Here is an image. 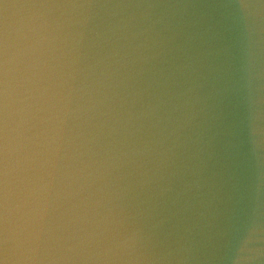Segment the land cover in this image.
Masks as SVG:
<instances>
[{
  "label": "water",
  "instance_id": "95a60500",
  "mask_svg": "<svg viewBox=\"0 0 264 264\" xmlns=\"http://www.w3.org/2000/svg\"><path fill=\"white\" fill-rule=\"evenodd\" d=\"M36 15L62 25L55 56L90 105L85 159L146 264H264V0H0V244L25 219L8 35ZM33 222L58 234L54 208Z\"/></svg>",
  "mask_w": 264,
  "mask_h": 264
},
{
  "label": "clouds",
  "instance_id": "9594fccd",
  "mask_svg": "<svg viewBox=\"0 0 264 264\" xmlns=\"http://www.w3.org/2000/svg\"><path fill=\"white\" fill-rule=\"evenodd\" d=\"M61 27L36 15L22 18L8 35V141L25 219L4 236L0 264H37L41 258L48 264H146L141 233L127 223L118 194L108 188L107 169L85 159L81 127L90 105L81 102L87 91L75 83L76 73L63 71L55 56ZM40 208L57 213L58 234L49 236L50 243L33 222Z\"/></svg>",
  "mask_w": 264,
  "mask_h": 264
}]
</instances>
